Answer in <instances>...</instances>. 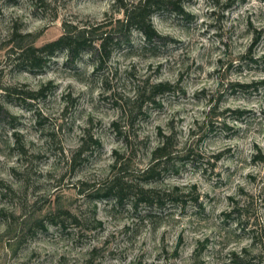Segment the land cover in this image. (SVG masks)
I'll list each match as a JSON object with an SVG mask.
<instances>
[{
  "label": "clouds",
  "instance_id": "obj_1",
  "mask_svg": "<svg viewBox=\"0 0 264 264\" xmlns=\"http://www.w3.org/2000/svg\"><path fill=\"white\" fill-rule=\"evenodd\" d=\"M0 264H264V0H0Z\"/></svg>",
  "mask_w": 264,
  "mask_h": 264
}]
</instances>
